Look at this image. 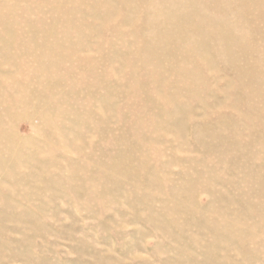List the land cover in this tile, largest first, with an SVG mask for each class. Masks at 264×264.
<instances>
[{"label":"rangeland","instance_id":"1","mask_svg":"<svg viewBox=\"0 0 264 264\" xmlns=\"http://www.w3.org/2000/svg\"><path fill=\"white\" fill-rule=\"evenodd\" d=\"M0 264H264V0H0Z\"/></svg>","mask_w":264,"mask_h":264}]
</instances>
